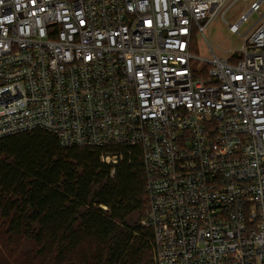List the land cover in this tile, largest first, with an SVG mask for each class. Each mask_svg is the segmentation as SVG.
<instances>
[{"label": "built area", "instance_id": "1", "mask_svg": "<svg viewBox=\"0 0 264 264\" xmlns=\"http://www.w3.org/2000/svg\"><path fill=\"white\" fill-rule=\"evenodd\" d=\"M229 1L0 0V140L139 150L156 264H264V0L227 58L192 53Z\"/></svg>", "mask_w": 264, "mask_h": 264}, {"label": "trees", "instance_id": "2", "mask_svg": "<svg viewBox=\"0 0 264 264\" xmlns=\"http://www.w3.org/2000/svg\"><path fill=\"white\" fill-rule=\"evenodd\" d=\"M103 153L62 147L44 131L0 140V261L156 264L154 232L142 225L149 194L140 151L115 166ZM26 245L33 249L23 253Z\"/></svg>", "mask_w": 264, "mask_h": 264}, {"label": "rangeland", "instance_id": "3", "mask_svg": "<svg viewBox=\"0 0 264 264\" xmlns=\"http://www.w3.org/2000/svg\"><path fill=\"white\" fill-rule=\"evenodd\" d=\"M230 0L227 4L229 9L225 15V20H223L221 14L219 13L208 26L205 35L199 33L195 38L192 46V53L201 59L210 60L213 59V54L215 53L220 58H227L229 51L232 49L239 48L244 39L239 35H231L229 33V24L237 23L240 17L246 13L253 2L259 0ZM264 11V4L262 7ZM260 19L259 14H253L249 21L241 26V34L249 30L255 23ZM214 52V53H213ZM195 67L198 70H204L209 66L207 61L194 60ZM33 249L32 245H26L23 248V253H28ZM19 264H22L26 260L23 255L21 257H16ZM0 264H5L0 261Z\"/></svg>", "mask_w": 264, "mask_h": 264}]
</instances>
